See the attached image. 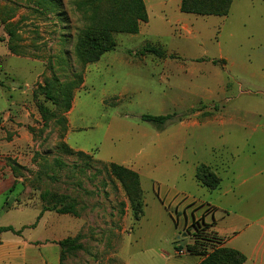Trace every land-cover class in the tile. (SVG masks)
Returning a JSON list of instances; mask_svg holds the SVG:
<instances>
[{
	"label": "rangeland",
	"instance_id": "rangeland-1",
	"mask_svg": "<svg viewBox=\"0 0 264 264\" xmlns=\"http://www.w3.org/2000/svg\"><path fill=\"white\" fill-rule=\"evenodd\" d=\"M51 1L0 0V113L10 112L14 103L21 106L26 99H31L30 106L34 109V114H31V133L35 142L32 166L19 169L17 175L21 180L16 183L11 194H0V207L5 204L3 196H11L12 208L26 209V221L29 222L36 220V215L43 208L51 207L61 198H66L59 207L73 205L76 214L64 216L48 211L49 218L55 222H49L47 228L51 230V237L57 236L62 241L75 240L72 245H81L82 249L72 250L70 244L65 246L61 264H168L167 259L172 255H188L187 246L194 250H211L221 246L227 237L219 235L212 223V229L206 232L198 233L188 227L178 232L169 216L154 228L156 235H149L150 224L144 223L140 227L142 219L137 220L139 213L132 207L127 190L111 174L109 165L116 163L100 159L102 149L107 151V146L103 147L99 143L88 152H83L71 148L65 142L71 128L73 104L84 99L88 102L87 107L80 108L75 114L85 117V123H77L76 127L79 128L76 136L80 138V142L90 146L89 114L95 113L92 116L96 118L97 131L104 133L113 108H121L123 101L107 99L105 95L100 98L105 87L101 85L100 88L96 82L91 86L88 74L91 64L83 68L75 57L77 29L86 27L81 14L76 11L77 1L53 0L52 4ZM61 2L65 5V10H61ZM191 16L198 21L192 33L180 29L176 32V37L165 38L164 45L177 52L179 57H172L179 60L190 55L201 57L203 60L200 63L207 59L213 60L220 78L225 80L226 95L237 97L231 100L229 107L254 109V118L260 130L257 138L260 140V136L264 135V0H234L227 17ZM117 36L120 40L125 35ZM156 57L166 58L167 54L165 52V57ZM178 62L180 66L182 62ZM80 74L82 83L74 91L70 110H60L46 99L41 87L58 79L61 84L68 85L62 101L65 106ZM87 78L88 83L85 85ZM237 82L241 89L235 85ZM39 105L48 110L46 119L41 117ZM210 108L212 111L199 105L196 110L181 115V121H192L196 113H199V117H208L215 108L217 111L218 105ZM141 118L139 115L121 113L117 115V121L122 125L119 129L125 131L124 128L131 127L133 121L142 122ZM154 126L163 133L169 130L166 125ZM174 130L178 131V123H173L172 131ZM63 146L74 153H68ZM144 149L138 143L133 144L132 158L136 159ZM168 149L164 148L165 151ZM233 157L225 149H215L212 164L206 166L220 174L229 169ZM255 164L260 165L258 162ZM139 178L145 211L147 201L150 204L156 203L154 193L159 186L152 180H144L140 175ZM255 183L257 185L254 188ZM263 184L261 179L254 180L252 187L256 195L251 196V199L247 197L239 206L231 204V210L249 219V226L264 216ZM216 198L217 195H210L209 201L218 203ZM180 200H183L182 197L172 203L167 202V210L175 220L181 218L184 208L187 214L192 210L190 206L186 208L188 202L184 201L183 204ZM202 209L210 222L213 209H208L207 205ZM13 214L15 212L11 213ZM5 219L1 218L0 223H8ZM58 219L64 220L63 223L58 222ZM245 228L246 225L242 229ZM184 233L187 234L185 238ZM34 235L46 237L48 234L45 228L39 226ZM245 237L239 241L240 245L250 244L251 236ZM176 241L184 250L183 255L175 251ZM254 249L247 255L244 254L246 264H264V241L257 243ZM183 260L191 262L194 258Z\"/></svg>",
	"mask_w": 264,
	"mask_h": 264
},
{
	"label": "crops",
	"instance_id": "crops-1",
	"mask_svg": "<svg viewBox=\"0 0 264 264\" xmlns=\"http://www.w3.org/2000/svg\"><path fill=\"white\" fill-rule=\"evenodd\" d=\"M144 2L149 20L141 25L140 32L136 35L124 34L120 40L117 36V49L89 65L91 86L95 82L100 88L103 85L105 90L100 98L105 95L107 99L123 101L121 108H113L104 133L97 131V121L92 116L95 113L89 114L91 145L88 146L76 136L79 128L76 127L77 123H85V117L75 114L80 108L87 107L88 102L84 99L73 104L71 128L65 142L71 148L83 152H88L92 146L102 143L103 147L107 146V151L102 149L101 160L135 170L141 178L152 180L159 186L154 193L156 203L150 204L147 201L145 215L140 221V227L144 223L150 224L149 235H156L154 228L167 216L178 232L184 227L195 230L199 224L212 223L219 235L227 237L221 246L247 255L249 251L255 250L257 243L264 241V216L250 227L247 225L249 219L231 210V204L239 206L247 197L251 199V196L256 195L254 188L257 183L252 187L254 180L261 179L264 182V135L258 140L257 134L260 130L254 118V109L229 107L231 100L237 97L226 95L225 80L220 78L213 60L205 59L206 62L200 63L203 59L192 55L179 60L172 57L179 54L164 45V39L176 37L175 34L180 29L192 33L198 22L197 18L180 11L182 0H174L173 5L172 0ZM147 45L163 49L167 57L158 58L154 54L136 53ZM178 61L182 62L180 66ZM87 83L88 78L85 79V85ZM235 85L241 89L240 83ZM31 104V99H26L21 106L14 103L10 112L0 113L2 195L13 192L16 183L21 180L17 177V172L19 169L30 168L35 157V142L31 133V114H34V109ZM199 105L208 110H211L210 106L214 108L218 105V109L216 111L215 108L213 114L205 118L196 113L192 121H181V115L196 110ZM121 113L153 117L173 115L180 120L174 119L165 124L169 130L164 133L156 129V124L143 121L142 118V122L133 121L131 127L122 131L119 129L122 125L117 121V115ZM173 123H178V131H172ZM137 143L145 149L134 159L132 145ZM167 147L169 149L165 151L164 148ZM215 149H225L234 157L229 169L219 174L222 179L220 188L209 193V190L197 182L196 171L199 165L212 164V153ZM255 162L260 165L257 166ZM213 193L217 195L218 203L209 201ZM3 197L5 204L0 207V219L6 218L8 223H0V229L11 227L20 234L8 231L0 235V264H61V248L58 243L63 239L54 235L51 237L47 224L55 220L51 221L50 213L39 212L35 221L27 222V210L12 208L11 196ZM181 197L183 200L180 201L183 204L188 202L186 208L190 206L192 210L187 214L184 208L181 218L175 220L167 210V202L172 203ZM197 202L203 204L198 205ZM205 205L208 209H213L210 222L202 209ZM12 212L15 214L11 215ZM57 221L63 223L64 220ZM245 225L246 228L242 229ZM39 226L45 228L48 234L46 237L34 235ZM248 236H251L250 244L240 245L239 241ZM185 237L187 234L184 233ZM177 248L182 249L178 241L175 242V251ZM189 257L194 260H183ZM201 260V257L190 254L181 257L172 255L167 259L168 264H199Z\"/></svg>",
	"mask_w": 264,
	"mask_h": 264
},
{
	"label": "trees",
	"instance_id": "trees-1",
	"mask_svg": "<svg viewBox=\"0 0 264 264\" xmlns=\"http://www.w3.org/2000/svg\"><path fill=\"white\" fill-rule=\"evenodd\" d=\"M53 1V0H52ZM50 2L51 4L53 2ZM76 11L81 14L82 20L86 27L77 29L76 42L74 44V53L77 61L84 68L89 64L98 62L103 55L112 52L117 48L116 35L129 34L136 35L140 32L141 25L149 20L147 8L144 0H76ZM60 2V1H58ZM234 0H182L181 12L185 14L195 15L199 17H227L230 14ZM61 10H65V5L61 2ZM154 54L159 57H165V52L160 48H155L147 45L138 55ZM82 83V74L76 80L73 92L69 95L66 105H62L64 95L68 91V85H63L58 79L51 83H47L45 87H41L47 100L53 102L57 108L68 111L72 106V98L75 89ZM41 117L46 119L48 110L39 105ZM42 118V119H43ZM176 116H142L143 121L151 122L156 125H165L173 121ZM63 148L70 154L74 152L67 146ZM78 155H83L78 153ZM111 174L115 176L127 190L132 207L139 213L137 220L144 217L143 203L141 201L142 192L140 189L139 175L124 166L117 164L109 165ZM18 171V170H16ZM18 177V175H17ZM196 180L204 188L209 191H216L220 188L222 179L219 174L211 167L199 165L196 171ZM66 198H61L60 201L51 207H45L41 213L55 211L60 215H75L74 206L67 204L59 207V204ZM212 229L211 225L199 224L195 230L206 232ZM13 231L17 235L20 232H15L13 228H1L0 235L4 232ZM75 240L67 239L59 242L61 248V262L63 260V251L65 246L71 245L72 250H81V245L73 246ZM182 249L177 248V251ZM190 255L201 257L199 264H245L246 257L240 251L229 247L217 246L208 250H194L187 246Z\"/></svg>",
	"mask_w": 264,
	"mask_h": 264
},
{
	"label": "built area",
	"instance_id": "built-area-1",
	"mask_svg": "<svg viewBox=\"0 0 264 264\" xmlns=\"http://www.w3.org/2000/svg\"><path fill=\"white\" fill-rule=\"evenodd\" d=\"M178 252H179V254H181V255L184 254V250H180V251H178Z\"/></svg>",
	"mask_w": 264,
	"mask_h": 264
}]
</instances>
